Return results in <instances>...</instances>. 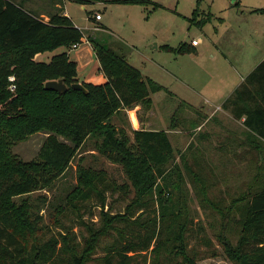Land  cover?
Returning <instances> with one entry per match:
<instances>
[{
    "label": "trees",
    "instance_id": "1",
    "mask_svg": "<svg viewBox=\"0 0 264 264\" xmlns=\"http://www.w3.org/2000/svg\"><path fill=\"white\" fill-rule=\"evenodd\" d=\"M25 1L0 0V264H146L147 253L153 255L149 264H156L161 256L164 263L157 264H197L199 261L188 254L184 224L175 228L168 224L171 217L179 216L183 196L181 175L166 133L134 130L130 143L125 132L111 123L123 110L138 104L148 108L149 96L163 87L144 79L124 58L88 38L106 82L82 83L86 94L72 90L77 65L69 59L68 51L82 43L83 33L61 8L44 22L26 10ZM65 1L82 6L146 3ZM206 21L202 19L198 25ZM59 48L65 51L52 56L49 63L33 60L38 53ZM162 50L175 55L194 52L186 43ZM10 76L14 78L13 91L9 89ZM57 80L69 89L66 93L44 89L47 81ZM222 109L243 119L244 128L264 140V60L226 99ZM38 131L46 136L36 158L19 161L10 152L12 142ZM89 138L96 141L100 155L121 166L126 181L117 185L105 172L78 165L76 185L66 196V205L78 211L77 207L95 198L99 220L83 225L82 244L75 243L74 235L66 230L65 236L58 235L63 238L57 247L55 236L42 235V218L27 196L49 190ZM109 192L126 201L122 213H112L113 204H106ZM15 199L20 200L16 203ZM155 206L159 225L156 218L143 221L138 215ZM56 213L63 210L58 208ZM238 213L239 237L235 245L221 241L224 256L233 264H264V188L249 196ZM106 240L110 243L104 244ZM99 249L102 256H96Z\"/></svg>",
    "mask_w": 264,
    "mask_h": 264
},
{
    "label": "rangeland",
    "instance_id": "2",
    "mask_svg": "<svg viewBox=\"0 0 264 264\" xmlns=\"http://www.w3.org/2000/svg\"><path fill=\"white\" fill-rule=\"evenodd\" d=\"M145 1V5L92 3L85 9L67 1L65 10L82 33L96 44L124 59L131 54L134 59L130 62L136 65L135 61H143L144 56L152 60L146 63L143 74L178 98L172 95L173 98L151 99L148 108L138 104L137 110L134 106L129 113L118 114L112 117L111 123L125 132L130 143L132 130L174 132L171 134L173 162L181 175L183 199L180 214L175 213L179 216L171 217L168 224L174 228L184 224L188 254L199 261L197 264H233L224 256L221 241L235 245L241 227L239 208L249 196L264 188V140H258L254 133L246 130L238 118L230 119L220 112L211 117L209 114L195 117L193 109L181 101L207 104L196 94L199 89L207 91L212 99L228 87H234L235 91L246 78L245 72L253 71L264 60V0ZM57 10L55 8L53 13ZM90 12L108 21V30L94 29L87 19ZM202 19L207 21L199 26ZM192 40L199 44L194 50L200 56L175 55L159 49L164 45L172 48L181 43L191 45ZM154 46L158 49H152ZM87 47L84 43L77 50L68 51L69 58H81ZM61 49L64 48L38 53L33 60L49 63ZM86 59H82L81 69L99 84L101 74L97 65ZM165 94L159 93L160 96ZM45 136L38 131L14 141L10 152L19 161L30 162L36 158ZM95 143L91 138L85 141L67 171L49 190L27 196L35 213L42 218V235L55 236L59 241L57 247L62 245L63 238L58 235L65 236L66 230L74 235L75 243L82 244L83 225L97 224L99 220L100 208L96 207L95 198L77 207L78 211L66 205V196L76 185L78 165L105 172L117 185L126 181L121 166L100 155ZM105 198L107 205L113 204L112 213L123 212L126 201L118 193H106ZM19 200L14 201L18 203ZM58 208L63 213L58 215ZM138 215L143 221L156 218L159 225L156 206L146 212L141 210ZM106 243L110 242L106 240ZM102 255L103 250L99 249L96 256ZM145 256L146 264L151 263L153 255L147 253ZM157 263H164L163 256Z\"/></svg>",
    "mask_w": 264,
    "mask_h": 264
},
{
    "label": "crops",
    "instance_id": "3",
    "mask_svg": "<svg viewBox=\"0 0 264 264\" xmlns=\"http://www.w3.org/2000/svg\"><path fill=\"white\" fill-rule=\"evenodd\" d=\"M26 3V4H25ZM25 5H24V7L26 8V10H28L29 12H31L33 15H35V16H37V17H39V18H42L43 19V21L44 22H47L48 21V16L49 15H51L52 13H53V11L55 10V8H61L62 9V12H63V15L64 16H66V17H68L71 21H72V23L74 24V26L77 28V29H79L81 32L83 31L79 26H77L75 23H74V21L69 17V15L66 13V10H65V5H66V3H67V1H65V0H59V2H58V0H26L25 1ZM60 3V4H59ZM96 5H104V6H110L109 4H106V3H96ZM81 8L82 9H85L86 8V5H84V6H82L81 5ZM94 13L92 14V12H90L89 13V15H88V23L89 24H92L93 25V27H94V29H101L102 31H106V30H108V28H109V23H108V21L106 22V20L104 19V18H102L101 17V19L99 20V21H96L95 19H94ZM210 15V14H209ZM211 16V15H210ZM105 20V21H104ZM84 29V31H89V30H91V29H88V28H83ZM83 40H82V43L81 44H79L75 49H71V50H77L78 48H79V46L80 45H82V44H84V43H86L87 44V48L83 51V56H81V58L82 59H85V57H87V59H86V61H94L95 62V65H97V71L101 74V78H100V82H99V84H97L98 82H96V80H94L93 78H92V76H90L89 74H86L82 69H81V64H82V59L79 57V58H76L75 60H71V58H69L71 61H73V62H75L76 63V65H77V78H76V80H77V82L78 83H87V84H92V85H101V84H103V83H105L106 82V79H105V77L103 76V74L100 72V66H99V63H98V61H97V59H96V57H95V54H94V52H93V47H92V45H91V43L87 40L88 38H90V37H88L87 35H84L83 34ZM199 46V44L197 45V46H192V45H190V47L191 48H193V53H191V55H196L197 54V52H196V50H194V48H196V47H198ZM163 47H166V45H164V46H161V47H159V49H161L162 50V48ZM167 47H169V46H167ZM170 48H172V47H170ZM152 49H158V47L157 46H154V47H152ZM65 50L64 49H61L60 50V52H59V54L60 53H63ZM163 51V50H162ZM163 52H165V51H163ZM54 55H56V54H54ZM69 55V54H68ZM197 55H199L200 56V53H198ZM196 55V56H197ZM92 56V57H91ZM264 57V56H263ZM263 57L261 58V59H263ZM130 59L131 60H133L134 58L132 57V55L130 54L129 56H128V58H126L125 60H126V62L128 63V64H130L132 67H134V68H136L137 70H139V72L141 73V75H142V77L144 78V79H149V80H151V81H153V82H155L154 80H152L151 79V77L150 76H147V75H145V74H143V68L145 67V66H147V62H151L150 61V59L148 60L147 58L145 59V56H144V58H142V59H144L143 61H140V60H136L135 62L137 63V65L136 64H133V62L131 63L130 62ZM134 62V63H135ZM159 67V66H158ZM251 71L249 70V72H245L246 74H245V76H247L249 73H250ZM241 78H240V82H242V76H240ZM155 83H157V82H155ZM158 84V83H157ZM158 85H160V84H158ZM241 85V84H240ZM239 85V86H240ZM161 86V85H160ZM161 87H163V86H161ZM233 88L234 87H228V88H226L225 89V91H223V92H221L220 94H218L217 95V97L215 98V99H212V96H210L209 94H208V92L207 91H205V92H203L201 89H199V90H197L196 91V94L198 95V97L200 98V99H203V100H205L206 102H207V104H204V105H200V104H198V105H196L193 101H191V100H187V101H184V100H182L181 102L184 104V105H186V106H188L190 109H193V115H195V117H199V116H206L207 114H209V117H211V116H213V115H215V114H217L218 112H220V113H222L225 117H227V118H230V119H233V117H232V115L229 113V111H226V110H224V109H222V105H223V103L226 101V99H228L232 94H233ZM163 89L164 90H162V91H159V92H157V93H154V94H151L150 96H149V98H150V100L152 99V100H154V99H164V98H167V97H169V98H171L172 97V95H173V97H175L176 95H174L172 92H170V91H168L167 90V88H164L163 87ZM160 92H165L166 94L165 95H159V93ZM206 93V94H205ZM163 96H166V97H163ZM207 96V97H206ZM172 97V98H173ZM175 98H177V97H175ZM178 99V98H177ZM135 107H137V108H135V110H137L138 109V107H139V105H136ZM129 110V109H128ZM128 110H123V111H121V113H126V112H128ZM206 110H209L210 111V113H208V111H206ZM130 111V110H129ZM134 112V111H133ZM120 113V114H121ZM129 113V112H128ZM116 116V115H115ZM241 122H243V119H241ZM198 129V128H197ZM137 130H141V129H137ZM145 130V129H144ZM132 131H134V130H132ZM146 131H163V132H165L166 133V135H167V137H168V140H169V142H170V144H172L171 143V134H173L174 132L173 131H170V130H151V129H149V130H146ZM172 137H174L175 139L174 140H179L178 139V137H175V136H172ZM181 141V140H180ZM93 151H91L90 153H92Z\"/></svg>",
    "mask_w": 264,
    "mask_h": 264
},
{
    "label": "water",
    "instance_id": "4",
    "mask_svg": "<svg viewBox=\"0 0 264 264\" xmlns=\"http://www.w3.org/2000/svg\"><path fill=\"white\" fill-rule=\"evenodd\" d=\"M72 90L75 91H80L84 94H86V90L84 89V87L82 86V83H74L73 85H71L70 87ZM44 89L46 91H52L55 92L57 94H64L66 93L69 89L65 86V84L63 83L62 80H57V81H47L44 84Z\"/></svg>",
    "mask_w": 264,
    "mask_h": 264
},
{
    "label": "built area",
    "instance_id": "5",
    "mask_svg": "<svg viewBox=\"0 0 264 264\" xmlns=\"http://www.w3.org/2000/svg\"><path fill=\"white\" fill-rule=\"evenodd\" d=\"M94 19H95L96 21H99V20L101 19V16H100L99 14H95V15H94ZM191 45H192V46H197L198 43H197V41L192 40V41H191ZM76 47H77V46H73L71 49H75ZM8 81H9V83H11L9 89H10V91H13V90H14V86H13L12 83L14 82V78L10 76V77L8 78Z\"/></svg>",
    "mask_w": 264,
    "mask_h": 264
}]
</instances>
